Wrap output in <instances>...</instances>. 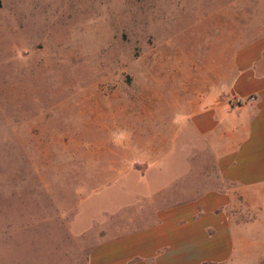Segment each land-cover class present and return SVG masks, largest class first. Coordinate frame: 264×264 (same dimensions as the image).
<instances>
[{"label": "rangeland", "instance_id": "1", "mask_svg": "<svg viewBox=\"0 0 264 264\" xmlns=\"http://www.w3.org/2000/svg\"><path fill=\"white\" fill-rule=\"evenodd\" d=\"M263 31L264 0H0V264H87L99 233L221 187L208 144L170 168L174 130ZM254 211L234 218L261 244L228 264H264Z\"/></svg>", "mask_w": 264, "mask_h": 264}, {"label": "crops", "instance_id": "2", "mask_svg": "<svg viewBox=\"0 0 264 264\" xmlns=\"http://www.w3.org/2000/svg\"><path fill=\"white\" fill-rule=\"evenodd\" d=\"M231 64L224 93L184 117L171 142L174 172L187 166L181 140L210 145L221 187L157 209L146 225L113 236L99 233L87 264H228L254 255L263 236L245 233L234 210L244 200L264 222L257 199L264 197V31L237 47ZM133 167L132 177L143 175ZM156 181L142 183L145 191H154Z\"/></svg>", "mask_w": 264, "mask_h": 264}]
</instances>
